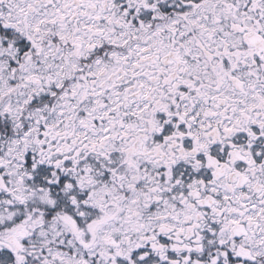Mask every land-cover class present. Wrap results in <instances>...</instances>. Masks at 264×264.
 I'll use <instances>...</instances> for the list:
<instances>
[{"label": "snow or ice", "instance_id": "6c2138e0", "mask_svg": "<svg viewBox=\"0 0 264 264\" xmlns=\"http://www.w3.org/2000/svg\"><path fill=\"white\" fill-rule=\"evenodd\" d=\"M0 264H264V0H0Z\"/></svg>", "mask_w": 264, "mask_h": 264}]
</instances>
